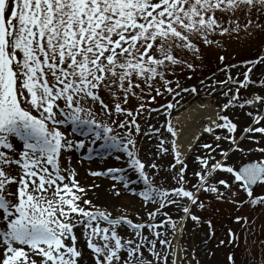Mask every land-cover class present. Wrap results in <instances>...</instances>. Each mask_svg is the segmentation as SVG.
<instances>
[{
  "label": "snow or ice",
  "instance_id": "obj_1",
  "mask_svg": "<svg viewBox=\"0 0 264 264\" xmlns=\"http://www.w3.org/2000/svg\"><path fill=\"white\" fill-rule=\"evenodd\" d=\"M253 10L264 14V0H0V149H3L0 150V264H84V251L77 247L78 226L84 230L93 264H191L175 249L169 250L170 241L156 231L159 225L147 221L134 223L125 215L113 218L111 213L92 205L74 171L62 174V150L84 146V140L74 142L61 131L60 125L68 122L75 127L85 126L96 138L122 148L127 163L145 181L146 187L139 195L145 202L158 204L147 212L150 218L154 219L168 205L181 207L186 199L187 203L182 204L185 216L181 220L190 216L200 222L190 205L204 207L199 200L201 190L215 193L217 199L232 200L238 195L236 189H242L248 202L264 203V195H254L253 188H264V158L246 161L239 167L226 162L230 153L264 154L261 146L264 95L253 94L239 103L240 88L256 83L252 74L257 65H264V50L255 60L242 62L244 71L238 73L242 79H235L229 72L225 80L217 81L225 88L228 84L239 85L223 93L226 97L231 94V98L221 111L237 104L251 105L257 110L248 113L252 124L239 137L235 135L238 125L227 114L218 111L216 119L208 118L205 131L213 134L214 143L203 147L210 153L219 150L221 159L197 156L202 167L193 172L198 180L191 189L184 187L190 183L186 179L187 165L175 140L172 150L176 161L169 167L175 169L180 165L172 177L178 187L165 189L149 180L135 139L141 131L138 117L145 110L157 111L146 101H155L165 90L174 92L171 81L166 79L170 66L184 64L188 69L194 68L193 63L175 55L174 49L199 55L197 39L212 44L208 36L217 30L221 35L240 31L238 22L231 29L224 27L217 12L244 11L246 16H251ZM228 23L234 22L229 19ZM253 23L248 19L245 31ZM255 27L264 30V23H256ZM223 59L221 56L220 60ZM158 80L164 82L163 89L154 86ZM259 84L264 87V78ZM176 87H180L178 82ZM181 90L197 89L192 86ZM102 91L112 98L111 107L102 97ZM174 95L178 96L179 92ZM130 98L140 103L134 109L122 107ZM89 100L93 105L99 104L100 111L109 118L114 113L124 117L111 121V125L125 130L123 137L115 134L110 124L97 121L92 108H84L83 104ZM161 107L167 111L174 104L169 101ZM214 129H226L230 135L216 134ZM148 130L160 131L151 124ZM167 130L173 137L177 135L171 120L167 122ZM223 141L229 142L227 146H222ZM248 141L254 147L245 148L242 142ZM163 143L161 140L160 149L167 152ZM149 167L158 165L153 163ZM217 170L230 174L231 181L217 178ZM121 171L108 168L90 174ZM112 179L122 181L125 187L130 183L124 175H113ZM112 188L119 195L115 184ZM168 220L176 229L171 216ZM100 221L107 226L101 227ZM207 223L211 228V220ZM123 225L131 226L135 239L120 234ZM145 228L152 230L153 239L140 231ZM157 242L165 247L157 248ZM182 251L187 257V251ZM227 259L235 264L232 254ZM196 264H200L199 260Z\"/></svg>",
  "mask_w": 264,
  "mask_h": 264
},
{
  "label": "rangeland",
  "instance_id": "obj_2",
  "mask_svg": "<svg viewBox=\"0 0 264 264\" xmlns=\"http://www.w3.org/2000/svg\"><path fill=\"white\" fill-rule=\"evenodd\" d=\"M217 16L224 21L223 26L230 29L235 27V22H238L240 24V31H230V33L221 35L219 30H217L208 36V39L213 41L212 44H204L202 40L197 39L196 43L201 50L199 55L193 54V52L185 49H174L175 55L193 63L194 68L188 69L184 64L171 65V70L166 72V79L171 81L170 86L174 89V92L168 93L165 90L162 95L156 97L155 101H146L150 104L151 109L158 108V110H145L143 115L138 117L141 131L139 134H136V148L140 160L145 164V171L148 174L149 180L157 187L165 189L178 187L177 181L172 177L175 175V172L179 170L180 165H176L175 169L169 167L175 162L170 152L169 133L165 127L166 118L181 111L194 102L201 104V102L206 100L210 102L217 112L219 111L225 114L230 111V109L221 111V108L222 105L231 98V94L226 97L223 93L227 91V88L232 89V87L229 85H227V88L222 87L217 81L225 80L229 72L235 79H242V75H238V73L244 71L245 66L242 62L252 59L258 51L264 48V30L255 27L256 23H264V14H257L255 10H253L251 16H246L244 11H238L235 14L231 12H217ZM229 19L234 23L229 24ZM248 19H252L254 23L250 26L248 31H245L244 25L247 23ZM221 56L224 57L222 61L220 60ZM226 65H236L237 67L229 69L225 67ZM201 81L203 83H201ZM177 82L180 87H176ZM154 86L163 89L164 82L158 80ZM192 86L196 87L197 90L195 92L190 90L184 92L181 90L183 88L191 89ZM247 90L251 91L250 93L261 95V93L257 91L258 89H246L242 87L241 104L243 100L247 98ZM175 92H179V95H174ZM101 95L105 102L109 103L111 107L112 98L109 93L107 91H102ZM152 95H155V92H153ZM169 101L174 104V107L165 111V108L161 107V105L166 106ZM138 103H140V101L135 98H130L129 103L127 105H122V107H131L134 109ZM83 106L86 110L92 108V115L96 120L108 123L110 119L115 117L113 114L112 117L109 118L100 111L99 104L93 105L90 100L84 103ZM235 111H240L235 114V117L237 120H241L243 117H246V111L253 112V109H251L250 106H245L244 109H237ZM120 117L124 118L122 115ZM149 124L154 128H158L160 131L158 133L149 132ZM261 124H264V121H261ZM60 128L61 131L66 133L68 139H72L74 142L84 140L83 147L77 146L62 150L60 156L62 174H66L68 171H74L75 179L84 187L87 198L92 201V205L96 208L111 213L113 218L125 215L134 223L147 221L154 225H159L156 231H159L161 235L167 238L171 243L174 229L172 227V222L168 220V216H171L172 221L177 223L182 211V204L185 203V200L182 201L181 207L178 208L174 205H168L166 208L161 209L154 219L150 218L147 212L153 211L155 207H158V204L153 205L151 201L145 202L143 197L139 195L146 187L145 181L140 177L139 172L133 167H130L127 163L128 157L126 153L123 152L122 148L112 147L103 139H97L96 142H93L94 139L92 136L94 132H90L85 126L75 127L71 122H68L64 125H60ZM85 133H87V135H85ZM124 135L125 133L123 136ZM249 135L259 136V134ZM204 139H210L212 144L214 143V136H206L203 137L202 140ZM161 140L164 142L163 147L168 149L167 152H163L160 149ZM202 140L194 144L183 159L184 163L187 165L185 169L186 179L190 182L185 184L184 187L189 189H191V186L196 184L198 180V178L193 176V172L199 171L202 167L196 159L197 156L211 155L216 160L221 159L219 150L210 153L208 149H203L201 147V144H204ZM228 143L227 141H223L222 146H227ZM242 143L245 148L254 147V144L250 141ZM261 146H264V137L261 138ZM119 153L121 155L116 156ZM87 155L91 157V160H89L90 162L84 158ZM117 157H119V159ZM261 158H264V154L259 152L243 154L237 152L234 154L230 153L229 159L226 162L237 167L245 161L259 160ZM153 163L158 165V167H149V165ZM108 168L122 170L127 168L126 171L110 174L126 176L127 180L130 181L127 187H125L122 181L114 179L110 181L111 185H107L104 191L102 188L103 184L106 182L103 178H110V175L105 177H102L103 175H96L97 177H91L89 175L92 171L103 172ZM216 175L217 178H228L230 181L232 179L231 175L223 170H217ZM91 179H96L98 183ZM113 184L119 189V195L115 194V189L112 188ZM93 185H95V187H92ZM236 190L238 195L233 197L232 200L217 199L215 193L203 191L204 193L199 200L204 202V207L200 208L197 205L193 206L191 212L200 217V222L193 221L190 216L188 217L182 230L179 248L184 259H191V264H196V260L193 258V250L203 242L208 241L211 237L215 240V236L217 235H220V237L217 240L218 242H216V246L211 248L204 259L200 261V264H232V262L227 259L229 254L234 256L235 264H264V243L263 245L259 243V239L264 237V203L247 204L240 211L243 204H237L232 201L243 200L246 202L248 201V197L247 193L242 189ZM100 191H103L105 196L108 197V203L101 204L100 201H96L95 197ZM225 195H227V193H225ZM254 195H264V188L256 187ZM172 198L175 197L173 196ZM85 207L90 206L86 205ZM165 212L168 213V216L164 215ZM137 213H139V215H137ZM237 217H241V219L235 221ZM209 220H211V228L207 223ZM161 221H163V223H161ZM121 227H126V230L119 228L121 235L135 239L134 230L131 226L123 225ZM80 228L81 227H79V229ZM140 231L149 239L154 238L152 230L145 228ZM83 232L84 230L82 228L80 234H77V247L82 248L83 246V251L88 252V255H85L84 264H93V261H90L92 260L91 250L86 246ZM221 241H224V243H221ZM161 247L165 246H161L157 242V248ZM182 250L187 251V257H184ZM145 254L147 255L148 253L146 252Z\"/></svg>",
  "mask_w": 264,
  "mask_h": 264
},
{
  "label": "bare ground",
  "instance_id": "obj_3",
  "mask_svg": "<svg viewBox=\"0 0 264 264\" xmlns=\"http://www.w3.org/2000/svg\"><path fill=\"white\" fill-rule=\"evenodd\" d=\"M215 110L216 109H214L208 102L201 103V104L194 103L191 106L182 110L176 116L171 118V122L173 124V127L177 130V135L172 138V141L175 140L176 144L179 146L178 150L182 153V159L185 157L187 152L190 150L189 145H193V142L195 140V135L200 134L202 131H205L204 128L206 127V125H204V126L200 125L199 120L201 118L203 119V118L208 117V116L212 117L214 115ZM173 154H174V152H173ZM174 156H175V154H174ZM91 180L98 183V181L96 179H91ZM101 181H103V180H101ZM107 185H110V183L109 182L104 183L102 189L103 190L106 189ZM95 199H96V201H100L101 204L108 203V197L105 196V193L103 191L98 192ZM185 203H187L186 199H185ZM191 207H192V205H190V209H191ZM183 216H185V214L182 211V214L179 218V221L176 224L177 227L172 232L171 243H170V248H169L170 251L175 249L177 251L178 255H180L182 258H183V255L180 252L179 248H180L182 229H183L184 223L187 219L186 218L184 220H181V217H183ZM181 225H182V227H181ZM101 227H105V226L101 224ZM81 229L82 228L77 229L76 233H79V231ZM98 242L102 243V241H98ZM81 249H84V247L82 246ZM84 253H85V255H88V252L84 251ZM187 260L191 261V259H187Z\"/></svg>",
  "mask_w": 264,
  "mask_h": 264
},
{
  "label": "water",
  "instance_id": "obj_4",
  "mask_svg": "<svg viewBox=\"0 0 264 264\" xmlns=\"http://www.w3.org/2000/svg\"><path fill=\"white\" fill-rule=\"evenodd\" d=\"M211 245H212L211 242H208V243L202 245L201 248H199V249L197 250V256H198L199 258H201V257L203 256L204 252L207 251L208 248H209Z\"/></svg>",
  "mask_w": 264,
  "mask_h": 264
}]
</instances>
